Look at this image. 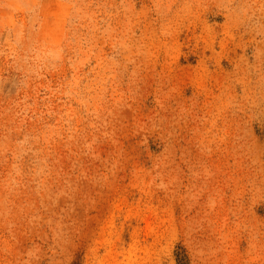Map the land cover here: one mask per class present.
I'll use <instances>...</instances> for the list:
<instances>
[{
    "label": "rangeland",
    "instance_id": "1",
    "mask_svg": "<svg viewBox=\"0 0 264 264\" xmlns=\"http://www.w3.org/2000/svg\"><path fill=\"white\" fill-rule=\"evenodd\" d=\"M0 264H264V0H0Z\"/></svg>",
    "mask_w": 264,
    "mask_h": 264
}]
</instances>
